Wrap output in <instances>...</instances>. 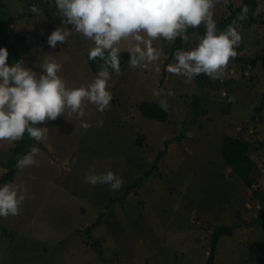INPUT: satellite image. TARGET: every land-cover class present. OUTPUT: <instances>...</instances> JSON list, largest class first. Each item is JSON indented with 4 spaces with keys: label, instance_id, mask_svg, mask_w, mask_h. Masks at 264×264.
Segmentation results:
<instances>
[{
    "label": "rangeland",
    "instance_id": "rangeland-1",
    "mask_svg": "<svg viewBox=\"0 0 264 264\" xmlns=\"http://www.w3.org/2000/svg\"><path fill=\"white\" fill-rule=\"evenodd\" d=\"M241 2L215 0L213 19ZM0 9L24 38L17 48L26 66L39 72L42 60L54 58L69 87L94 78L86 61L92 41L54 12L52 0H0ZM255 16V23L235 27L241 51L230 58L223 78L206 75L202 85L169 71L175 57L163 77L174 40L141 32L139 39L118 42L115 47L137 55V63L111 73L108 109L85 104L83 117L66 110L43 122L48 131L35 140V163L16 166L12 183L23 185L26 196L19 214L0 217V264H206L210 235L222 225L237 228L220 238L214 264H264V220L257 219L264 207L256 197L264 191V0H258ZM58 26L71 35L50 48L44 40ZM198 39L184 36L182 49ZM196 95L202 102L193 113ZM145 101L164 102L165 123L141 116L138 105ZM225 136L249 145L246 161L259 169L249 187L222 160ZM16 141L0 139V176ZM158 153L157 171L144 177ZM90 165L117 173L120 189L85 183Z\"/></svg>",
    "mask_w": 264,
    "mask_h": 264
},
{
    "label": "clouds",
    "instance_id": "clouds-1",
    "mask_svg": "<svg viewBox=\"0 0 264 264\" xmlns=\"http://www.w3.org/2000/svg\"><path fill=\"white\" fill-rule=\"evenodd\" d=\"M55 12L64 22L88 40L93 46L87 51L88 59L101 57V64L94 78L87 84L69 87L61 72V64L54 58L42 60L41 71L26 66L22 59L9 63L8 51L0 47V139L17 140L25 132L36 141L46 137L45 121L56 120L66 110L77 117L85 115L84 105L93 104L98 112L110 106L112 93L108 82V68L119 73V51L115 45L122 39L138 33L147 37H162L172 41L183 36L186 30L202 23L204 33L193 47L177 50L175 65L169 71L183 75L190 82L201 73L212 79L223 78L230 58L236 56V46L241 40L235 27L217 28L213 19L215 0H52ZM246 10V9H245ZM71 32L62 26L54 28L46 38L50 48L57 42L63 44ZM134 51L139 52V48ZM105 54H107L105 56ZM132 66L137 61L132 60ZM167 95H172L169 91ZM162 106L164 102L162 101ZM97 121V126L102 125ZM82 126L91 125L82 121ZM39 148L17 160L20 169L35 163ZM90 185L106 184L110 190L122 186V178L107 169L97 172L90 165L84 175ZM26 196L23 185L6 182L0 184V217L17 215Z\"/></svg>",
    "mask_w": 264,
    "mask_h": 264
},
{
    "label": "trees",
    "instance_id": "trees-1",
    "mask_svg": "<svg viewBox=\"0 0 264 264\" xmlns=\"http://www.w3.org/2000/svg\"><path fill=\"white\" fill-rule=\"evenodd\" d=\"M257 4H258V0H242L239 6L233 9L229 7L228 10L230 12L228 11V14L225 17H222L219 21L216 22L217 28L220 30H224L229 26L244 27L246 25H251L255 23L256 21L255 12L257 9ZM53 10L55 12L54 3H53ZM5 16L6 15L4 14V12L0 9V47H4L7 49L8 51L7 60L9 63H12L18 59H21L20 52L17 48V44L23 42L24 38L13 32V30L8 26L11 20L5 19ZM203 33H204V25L201 24L196 28L189 27L183 36H178L174 39L173 45L171 46L170 49V53L163 64V77L166 74L167 65L175 57L177 50L182 49L183 37L192 34H195L198 37H200L201 35H203ZM44 42L47 44L46 39L44 40ZM240 51H241V47H237L236 52H240ZM106 55L107 54H105V56ZM118 59H119V68H121L124 65L131 63L133 59L137 60V55L131 52L119 51ZM86 61L88 63L90 71L95 74L99 70L101 64L105 62L104 59H102L101 57H96L90 60L87 57V53H86ZM237 62L243 63L244 59L238 58ZM108 71L110 72V74L115 72L111 67L108 68ZM195 78L198 85H202V82L206 79V75L201 73L200 75L195 76ZM201 102H202L201 96L196 95L192 97L191 110L193 113L199 111ZM138 111L140 112L143 118L154 120L160 123H165L168 118V109L165 106H162V104L155 102H146V101L141 102L138 105ZM35 144H36L35 140L31 138L27 134V132H25L20 139H17L14 147L10 151V155L8 159L4 163L5 172L0 176V184L6 182H13L16 172L17 160L20 157H22L24 154L28 153L30 148ZM248 152H249V145L246 141L229 136H225L223 138L222 146H221L222 160L229 168H231L234 171V173H236L240 177V179L243 178L242 179L243 183L249 187L252 185L253 183L252 181L254 180L250 177L252 171L255 170L259 172V169L254 166L253 168H250L249 165H251L252 163L250 164V162L246 161V158H248L247 157ZM161 155L162 153L157 154L152 169L144 173V177L146 176L148 177L154 171H157L158 168L157 164L160 161ZM246 165L249 168H247ZM143 178L142 177L138 178L136 180V183L141 182ZM134 189H135V183L128 186L124 190L122 196L118 198L116 201H123L128 196V194ZM256 197L261 202L260 207L261 208L262 206L264 207V191L258 193ZM260 216L264 220V216L262 215L261 209L258 211L257 219H259ZM97 224L98 222L92 224L87 231L89 232L91 228L96 227ZM236 228L237 226L235 225H231V226L222 225L215 228V230L211 233L209 238V245H208L209 251H208L206 264L215 263L216 249L220 238L223 236H227V237L232 236V232ZM97 245L98 244L96 242L93 243L94 247Z\"/></svg>",
    "mask_w": 264,
    "mask_h": 264
},
{
    "label": "crops",
    "instance_id": "crops-1",
    "mask_svg": "<svg viewBox=\"0 0 264 264\" xmlns=\"http://www.w3.org/2000/svg\"><path fill=\"white\" fill-rule=\"evenodd\" d=\"M233 100H234V98H233ZM231 169V168H230Z\"/></svg>",
    "mask_w": 264,
    "mask_h": 264
}]
</instances>
